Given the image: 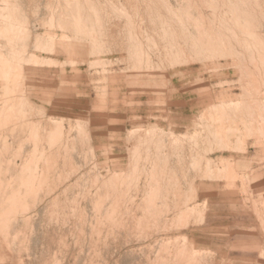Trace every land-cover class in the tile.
I'll list each match as a JSON object with an SVG mask.
<instances>
[{
    "label": "rangeland",
    "instance_id": "1",
    "mask_svg": "<svg viewBox=\"0 0 264 264\" xmlns=\"http://www.w3.org/2000/svg\"><path fill=\"white\" fill-rule=\"evenodd\" d=\"M0 264H264V0H0Z\"/></svg>",
    "mask_w": 264,
    "mask_h": 264
},
{
    "label": "bare ground",
    "instance_id": "2",
    "mask_svg": "<svg viewBox=\"0 0 264 264\" xmlns=\"http://www.w3.org/2000/svg\"><path fill=\"white\" fill-rule=\"evenodd\" d=\"M10 19V18H9ZM12 25V24H11ZM2 32V31H1ZM4 34V33H3ZM4 74V73H3ZM86 250V249H85Z\"/></svg>",
    "mask_w": 264,
    "mask_h": 264
}]
</instances>
